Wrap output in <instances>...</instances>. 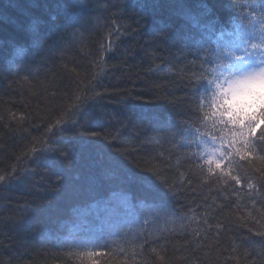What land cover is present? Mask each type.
<instances>
[{
	"label": "trees",
	"instance_id": "trees-1",
	"mask_svg": "<svg viewBox=\"0 0 264 264\" xmlns=\"http://www.w3.org/2000/svg\"><path fill=\"white\" fill-rule=\"evenodd\" d=\"M253 2L0 0V264H264V142L194 151L231 136L196 10ZM97 219L117 240L84 250Z\"/></svg>",
	"mask_w": 264,
	"mask_h": 264
},
{
	"label": "clouds",
	"instance_id": "clouds-1",
	"mask_svg": "<svg viewBox=\"0 0 264 264\" xmlns=\"http://www.w3.org/2000/svg\"><path fill=\"white\" fill-rule=\"evenodd\" d=\"M200 104L204 121L229 130L240 143L264 135V63L214 72Z\"/></svg>",
	"mask_w": 264,
	"mask_h": 264
},
{
	"label": "bare ground",
	"instance_id": "bare-ground-1",
	"mask_svg": "<svg viewBox=\"0 0 264 264\" xmlns=\"http://www.w3.org/2000/svg\"><path fill=\"white\" fill-rule=\"evenodd\" d=\"M108 5H107V12H108ZM195 19V18H194ZM197 19V18H196ZM221 25H223V24H221V23H217L216 25H214V27H216V28H218V27H220ZM201 25H200V27L199 26H193L192 27V29H191V31H195V32H200V30H201ZM205 30V29H204ZM206 32H207V30H206ZM196 35V34H195ZM203 36V35H202ZM204 37V36H203ZM56 43H54V44H51V46H56L55 45ZM39 50H40V48H39ZM40 51H43V50H40ZM41 67H39V69H40ZM38 69V70H39ZM34 70V71H33ZM30 71H32L31 73H35V71H36V68H35V66L33 67V66H31L30 67ZM196 144V143H195ZM197 146V145H196ZM198 148V147H197ZM195 151V154L196 155H198V156H200L201 158L203 157V158H206V156H205V154L203 153V151L202 150H200V149H195L194 150ZM216 165L217 164H215V163H212V166L214 167V168H216ZM240 178H235V179H233L232 180V183H237L238 182V180H239ZM97 220H100V221H96L98 224H99V227H98V229H96V231H90V229H88V227H86L85 229H84V235H87V234H91L90 235V237H89V239H87V241L86 242H84L83 243V247H84V250H92V249H101V251L102 250H104V249H106V248H101V246L102 245H106V247H108V246H110V245H112L113 243H114V241H116L117 240V234H115V233H113V224L111 223V222H109V220H103V219H97ZM92 225V224H91ZM91 225H89V226H91ZM88 229V230H87ZM94 233H95V240H93V239H91V237H92V235H94Z\"/></svg>",
	"mask_w": 264,
	"mask_h": 264
},
{
	"label": "rangeland",
	"instance_id": "rangeland-1",
	"mask_svg": "<svg viewBox=\"0 0 264 264\" xmlns=\"http://www.w3.org/2000/svg\"><path fill=\"white\" fill-rule=\"evenodd\" d=\"M196 11H197L196 16L199 19H201V22H199L198 24H200L202 27L205 26L206 28H213L214 27L216 20H214L215 18L212 19L211 17H209L210 15H213L212 14V11H210L211 13L208 11L207 12L208 13L207 15L204 12V8L202 9L200 7ZM253 52L259 53L258 50L253 49V47H249V48L245 49V51H244L243 54L240 55L242 57L240 59V62H242L241 67L238 68V65H237V68H236V66H234L235 63H233V65L232 64L231 65L234 66L237 70H239L240 68H243L244 66L252 65V64H255V63H259L261 61V59H264L262 57H259L258 54H253ZM99 53L100 52L97 53L98 56H99ZM103 59H104V57L101 58V60H103ZM227 67H230V66H227ZM223 70L224 69H220V70H217L216 72H223ZM235 141L236 140H234L232 138V135H231V136L225 137V139L222 140L221 143H225V142L226 143H230V142H235ZM220 148L221 147L219 145H217L216 142L211 143V141H209L208 145L205 146V148L203 150L205 151L206 149H209L212 153H216V152H218L220 150Z\"/></svg>",
	"mask_w": 264,
	"mask_h": 264
},
{
	"label": "snow or ice",
	"instance_id": "snow-or-ice-1",
	"mask_svg": "<svg viewBox=\"0 0 264 264\" xmlns=\"http://www.w3.org/2000/svg\"><path fill=\"white\" fill-rule=\"evenodd\" d=\"M260 19H261V22L264 23V16H262ZM253 30H254V26H253ZM252 47L253 49H260L259 53L253 52V54H258L259 57L264 58V29H262V35H261V40L259 44H253ZM241 58H242L241 56L235 55V59H241ZM260 62L264 63V59H261ZM213 127H215V125H213ZM254 138H258L260 142H264V135H261L258 133L255 136L250 137L241 143L243 144L245 148H250V146L254 143ZM239 151L240 149L237 148V153H239ZM208 163L211 164L213 163V161L210 159ZM216 167H220V165L217 164ZM260 171H262V175H264V170H260Z\"/></svg>",
	"mask_w": 264,
	"mask_h": 264
}]
</instances>
